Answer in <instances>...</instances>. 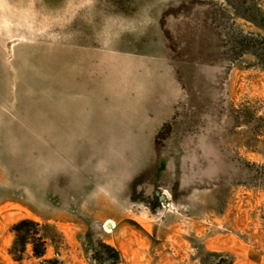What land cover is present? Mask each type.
<instances>
[{
  "label": "rangeland",
  "instance_id": "rangeland-1",
  "mask_svg": "<svg viewBox=\"0 0 264 264\" xmlns=\"http://www.w3.org/2000/svg\"><path fill=\"white\" fill-rule=\"evenodd\" d=\"M100 243L264 264V0H0V264H116Z\"/></svg>",
  "mask_w": 264,
  "mask_h": 264
},
{
  "label": "trees",
  "instance_id": "trees-1",
  "mask_svg": "<svg viewBox=\"0 0 264 264\" xmlns=\"http://www.w3.org/2000/svg\"><path fill=\"white\" fill-rule=\"evenodd\" d=\"M15 241L11 249V255L16 261H20L28 245L32 246V252L36 258H42L46 252V238L42 234L39 223L32 220H22L13 227ZM101 252V253H100ZM98 253L106 255L116 264L120 263V254L111 246L104 243L98 245Z\"/></svg>",
  "mask_w": 264,
  "mask_h": 264
},
{
  "label": "water",
  "instance_id": "water-1",
  "mask_svg": "<svg viewBox=\"0 0 264 264\" xmlns=\"http://www.w3.org/2000/svg\"><path fill=\"white\" fill-rule=\"evenodd\" d=\"M160 199L163 200V201H165L166 200V197L165 196H161Z\"/></svg>",
  "mask_w": 264,
  "mask_h": 264
}]
</instances>
